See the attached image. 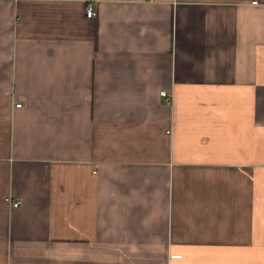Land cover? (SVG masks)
Returning a JSON list of instances; mask_svg holds the SVG:
<instances>
[{"label":"crops","instance_id":"crops-1","mask_svg":"<svg viewBox=\"0 0 264 264\" xmlns=\"http://www.w3.org/2000/svg\"><path fill=\"white\" fill-rule=\"evenodd\" d=\"M0 264H264V0H0Z\"/></svg>","mask_w":264,"mask_h":264},{"label":"built area","instance_id":"built-area-1","mask_svg":"<svg viewBox=\"0 0 264 264\" xmlns=\"http://www.w3.org/2000/svg\"><path fill=\"white\" fill-rule=\"evenodd\" d=\"M87 14H88L89 17H92V16L95 14L94 9H93L92 6L89 7V9H88V11H87ZM163 93L165 94V92H163ZM17 106H21V103L17 104ZM20 203H21V202L16 201V202H14V206L17 207V206L20 205Z\"/></svg>","mask_w":264,"mask_h":264}]
</instances>
